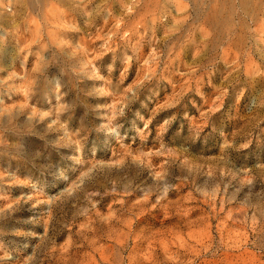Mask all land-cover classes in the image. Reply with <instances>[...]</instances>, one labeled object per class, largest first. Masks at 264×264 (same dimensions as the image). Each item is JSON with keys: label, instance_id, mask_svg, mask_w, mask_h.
Instances as JSON below:
<instances>
[{"label": "rangeland", "instance_id": "rangeland-1", "mask_svg": "<svg viewBox=\"0 0 264 264\" xmlns=\"http://www.w3.org/2000/svg\"><path fill=\"white\" fill-rule=\"evenodd\" d=\"M0 264H264V0H1Z\"/></svg>", "mask_w": 264, "mask_h": 264}, {"label": "bare ground", "instance_id": "bare-ground-1", "mask_svg": "<svg viewBox=\"0 0 264 264\" xmlns=\"http://www.w3.org/2000/svg\"><path fill=\"white\" fill-rule=\"evenodd\" d=\"M0 2H1V0H0Z\"/></svg>", "mask_w": 264, "mask_h": 264}]
</instances>
